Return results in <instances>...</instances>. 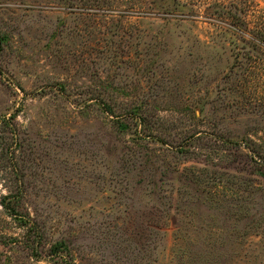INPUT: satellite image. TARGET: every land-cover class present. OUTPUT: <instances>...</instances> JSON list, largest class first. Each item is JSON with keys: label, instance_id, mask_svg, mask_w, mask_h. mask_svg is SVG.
<instances>
[{"label": "rangeland", "instance_id": "rangeland-1", "mask_svg": "<svg viewBox=\"0 0 264 264\" xmlns=\"http://www.w3.org/2000/svg\"><path fill=\"white\" fill-rule=\"evenodd\" d=\"M110 1L0 0V264H264V0Z\"/></svg>", "mask_w": 264, "mask_h": 264}, {"label": "trees", "instance_id": "trees-1", "mask_svg": "<svg viewBox=\"0 0 264 264\" xmlns=\"http://www.w3.org/2000/svg\"><path fill=\"white\" fill-rule=\"evenodd\" d=\"M100 1V0H99ZM99 1H97V0H94V2L96 3V4H99ZM153 2V1H152ZM172 3H174L175 4V6L177 7L178 5H180L179 3H181L180 1H178V0H165V3L163 4V7H161V8H164V11L163 12H165V11H169V8L171 7L170 6V4H172ZM109 4H111V6H112V8H110L109 7ZM120 5V3H119V0H114V2L113 1H110V2H108L107 4L106 3H103V5H107V7H105V6H103L102 8L101 7H99V6H96V5H90V7H92V9L94 10V12H96V13H99V12H103V14H109V15H116V13L118 14V13H120L121 12V8H119V9H116V5ZM86 7L88 6L89 7V5H85ZM94 6V7H93ZM87 7V8H88ZM114 8V9H113ZM126 12V11H125ZM95 13V14H96ZM94 14V15H95ZM122 14L124 15V11L122 10ZM137 111V110H136ZM14 196V195H13ZM13 196H11V197H3V199H2V203H3V205H4V208H6V210L8 211V214L9 215H11V216H14V217H16V215H17V212H16V209H15V207H12L11 206V204H12V202L14 201V198H13ZM16 218H18V216L16 217ZM21 221H22V223L24 222L22 219H21ZM26 222V221H25ZM27 224V223H26ZM54 251H56V250H54Z\"/></svg>", "mask_w": 264, "mask_h": 264}]
</instances>
